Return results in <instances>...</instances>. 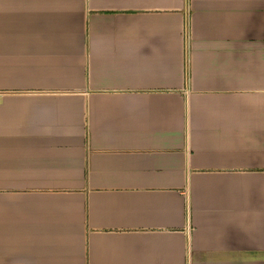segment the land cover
I'll return each mask as SVG.
<instances>
[{
  "label": "crops",
  "instance_id": "1",
  "mask_svg": "<svg viewBox=\"0 0 264 264\" xmlns=\"http://www.w3.org/2000/svg\"><path fill=\"white\" fill-rule=\"evenodd\" d=\"M0 264H264V0H0Z\"/></svg>",
  "mask_w": 264,
  "mask_h": 264
},
{
  "label": "built area",
  "instance_id": "2",
  "mask_svg": "<svg viewBox=\"0 0 264 264\" xmlns=\"http://www.w3.org/2000/svg\"><path fill=\"white\" fill-rule=\"evenodd\" d=\"M1 95H2V93H0V98H1Z\"/></svg>",
  "mask_w": 264,
  "mask_h": 264
}]
</instances>
